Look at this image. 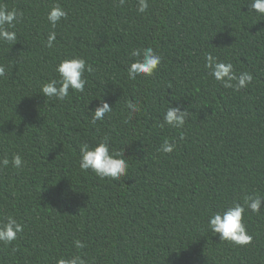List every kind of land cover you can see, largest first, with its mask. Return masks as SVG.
<instances>
[{"label":"trees","instance_id":"trees-1","mask_svg":"<svg viewBox=\"0 0 264 264\" xmlns=\"http://www.w3.org/2000/svg\"><path fill=\"white\" fill-rule=\"evenodd\" d=\"M60 4L67 20L53 31L46 16ZM0 0L22 19L14 45L0 44V217L24 225L0 264H56L81 254L85 264H264V209L246 212L252 243L235 247L206 230L208 217L246 196L264 197V21L251 0ZM162 55L150 78H127L136 48ZM231 62L253 81L239 92L208 75L204 57ZM83 57V94L46 100L40 85L57 63ZM102 99L112 107L93 125ZM138 111L129 118L127 104ZM187 108L183 129L161 127L165 110ZM183 136L181 140L180 137ZM108 137L129 163L120 181L79 168V146ZM175 140L170 155L157 151ZM86 247L80 252L74 242Z\"/></svg>","mask_w":264,"mask_h":264},{"label":"clouds","instance_id":"clouds-1","mask_svg":"<svg viewBox=\"0 0 264 264\" xmlns=\"http://www.w3.org/2000/svg\"><path fill=\"white\" fill-rule=\"evenodd\" d=\"M125 3L126 0H119L121 6ZM148 8V0H138L136 11L139 14H145ZM248 9V12L264 21V0H251ZM22 15L17 9H8L6 6L0 5V44L14 45L17 43L18 36L12 29L20 22ZM67 17V11L58 3L49 9L46 19L53 31L48 34L46 47L53 48L57 36L54 29L62 20H67ZM130 55L136 58L126 69L127 78L132 81L153 77L162 65V55L152 47L133 49ZM204 60V67L208 75L226 89L239 92L247 88L253 81L250 72L245 71L237 75L231 62L221 61L210 52L205 55ZM54 71L57 78L42 83L40 94L46 100L63 102L70 97V93L83 94L85 92L88 83L85 74L93 72V68L83 57L74 56L60 60ZM6 78L5 66L0 65V79ZM99 100L100 105L90 112V122L93 125L98 121H103L113 109L102 97ZM127 108L131 119L133 114L138 111V107L129 102ZM189 117L190 111L187 108L182 110L181 106L173 107L170 105L163 114L161 127L183 129ZM180 139L182 140L183 136ZM176 147L175 140L165 139L157 151L164 155H170ZM9 164L14 169H21L24 167L25 161L19 154H13L11 161L7 157L0 159V168H7ZM79 168L81 171L93 174L100 180L120 181L121 178L128 175L129 163L120 151L110 147L109 138L104 137L95 146H90L87 143L79 146ZM262 209H264V197L246 196L243 204L233 201L223 210L213 212L207 219L206 230L213 236L218 235L221 242H227L235 247L248 246L252 243L253 237L247 231L244 220L245 214L250 212L259 215ZM23 231L24 225L18 222L14 216L0 217V243L5 246L12 245ZM74 247L79 253L86 245L82 241L76 240ZM56 264H85V261L81 254H77L70 259L60 258Z\"/></svg>","mask_w":264,"mask_h":264}]
</instances>
